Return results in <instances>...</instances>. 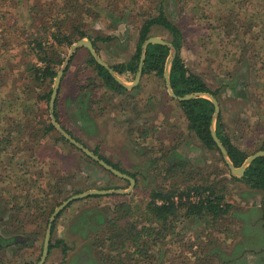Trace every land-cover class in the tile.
I'll return each mask as SVG.
<instances>
[{
    "label": "rangeland",
    "instance_id": "obj_1",
    "mask_svg": "<svg viewBox=\"0 0 264 264\" xmlns=\"http://www.w3.org/2000/svg\"><path fill=\"white\" fill-rule=\"evenodd\" d=\"M52 1L42 0V3ZM159 1L165 15L183 35L180 54L185 65L218 95L224 134L249 155L255 154L264 141V0ZM137 2L129 4L134 15H139L141 7L150 8L152 14L158 13L154 1ZM28 4L32 6L34 0H29ZM12 10L16 11L13 6ZM17 13L22 23L26 21L22 25L28 27L26 18L20 15L21 10ZM136 18L130 16L116 26L105 18L97 22L88 20L89 37L85 39L108 37L96 41L94 48L98 56L109 66L125 63L137 50L142 22L141 18ZM28 28L27 33L16 31L0 14V100L6 99L11 106L15 102L20 109H24L23 105L34 107L39 95L53 91L56 82L55 79L51 88L28 85V66L38 63L36 57L29 55L30 46L22 45L34 33ZM152 37L171 43L173 39L171 33L161 27L152 31ZM73 45L59 50L64 60L57 67L58 73ZM89 54L86 48H78L65 69L55 101V106L58 101L61 123L57 122L70 130L72 135L63 128L72 138L80 140L82 143L78 142L92 152L97 150L121 172L136 175L138 183L136 181L130 194L78 200L64 209L55 220L56 229H52L50 244L61 242L49 250L44 264H89L90 253L84 250L88 244L85 234L98 228L94 216L100 214L105 223L108 222L114 216L115 205L122 201L132 200L143 208L151 190L165 183L169 187L170 178L165 180L164 175L169 166L178 163L198 171L200 176L196 181L217 182L233 205L223 234H219L218 229L208 230L213 243L210 250L218 249L214 255L209 253L211 263L264 264V192L233 180L225 160L196 140L179 103L170 97L164 76L162 79L145 74L133 89L113 92L102 86L97 71L88 65ZM121 78L131 85L136 76L127 73ZM14 87L17 89L12 91ZM41 105L46 106V102L42 100ZM54 110L56 116V108ZM52 140L48 138L46 147L39 153L46 160L29 161L25 175L7 161L0 163V210H4L0 213V264H38L42 257L47 229V226H38V222L44 221L42 213L31 210V215L24 218L25 214L15 208V203L8 205L22 193L24 184L37 185L38 188L27 186L26 189L34 197L48 195L50 205L55 203L54 210L69 197L83 192L130 188L129 181L114 178L105 169L87 171L83 153L76 147L74 151L67 149L63 142L56 147L59 153L63 152L62 159L58 160L60 157L56 156ZM56 170L63 171V175L53 179L52 173ZM68 172L72 177L69 176V183L62 185L65 196L57 199L54 190L52 193L51 180L64 177ZM180 177L175 175L177 181ZM135 192L134 197H129ZM88 209L95 211L86 217L84 213ZM192 224L190 235L198 238L203 225L198 220Z\"/></svg>",
    "mask_w": 264,
    "mask_h": 264
},
{
    "label": "trees",
    "instance_id": "obj_2",
    "mask_svg": "<svg viewBox=\"0 0 264 264\" xmlns=\"http://www.w3.org/2000/svg\"><path fill=\"white\" fill-rule=\"evenodd\" d=\"M28 1L0 0V14L3 15V19L7 20L8 26L24 33L29 32L28 27H31L30 30L34 32L31 36L29 35L30 39L22 42V45L30 46L29 55L31 53L38 61V63H31L30 68L28 66L30 73L28 85L34 84L38 89L43 88L44 85L51 88L58 75L57 67L61 66L64 60L59 50L65 45H73L75 42L89 37L88 27L90 24L87 25L88 20L97 22L105 18L116 26L129 19L130 16H135L141 18L142 22L136 53L129 61L112 65L111 68L114 72L119 76L127 73L136 76L143 43L152 37L154 29L161 27L171 33L172 44L177 49L170 76L175 94L184 97L196 93H209L217 98V93L208 87L203 78L191 72L185 65L180 54L183 35L180 29L165 15L162 2L159 0H152L154 1L153 4L156 3L157 14H152L150 8L144 10V7H141L140 10L142 11L139 12L138 16L133 14L129 4H134L139 0H130L128 3L125 0H53L50 3L34 0V4L30 7ZM12 6L16 11L12 10ZM20 10V15L26 18L28 27L22 25L26 21L22 23L18 19L19 14L17 12ZM90 37L92 38V36ZM107 39L109 38L98 37L92 42L96 48V41ZM170 54L168 46L150 44L146 50L143 75H156L163 79ZM87 63L97 71L102 79L103 87L117 93L127 91V88L120 85L107 69L97 64L92 56ZM16 89L14 87L12 91ZM51 94L52 89L46 91L44 96L40 94L34 107L23 105L24 109L15 106V102L11 106L6 99L0 100L1 164L7 161L25 175L29 170L27 166L29 161L44 162L46 160L45 157H40L39 153L44 146L46 147L45 143L48 142V138L53 139L52 144L55 150L58 145L62 144L61 142L66 144L67 149L77 150L56 131L52 124L49 117ZM42 100L46 102L44 107L41 105ZM178 103L188 123V129L196 140L206 150L216 151L221 160L224 161L211 134L212 118L215 112L212 102L205 98H197ZM57 107L58 101L55 106L56 118L61 123ZM12 108L15 109L10 110ZM63 128L66 129L64 126ZM216 130L233 165L236 168L241 167L250 155L234 145L224 134L220 117L216 124ZM66 131L72 135L70 130L66 129ZM77 141L81 142L80 140ZM258 151H264V141ZM94 153L121 171L118 166L105 159L97 150H94ZM62 154L63 152L59 153L56 150V156L60 157L58 160L62 159ZM82 155L87 171L93 172L100 168L104 170L87 155ZM186 166L182 163L169 166L164 175L165 180L170 178L168 180L169 187L165 183L151 190L148 195V202L143 208L132 200L122 201L115 205L114 216L106 223L102 215L96 214L93 220L97 222L98 228L92 230V233L85 234L88 238V244L84 250L85 253H90L87 262L89 264H213L209 253L214 255L218 249L210 250L211 247L209 248L211 245L213 247L209 229H218V233L223 234L222 229L226 225L225 220L230 217L233 205L227 201L224 188H220L217 182L196 181L200 173ZM62 175L63 171L60 172L59 170L54 171V174L52 173L53 179ZM109 175L119 179L112 173ZM175 175L182 176L180 177L181 180L177 181ZM69 176L72 177L71 173L68 172L64 177L51 180L53 184L52 193L54 190L55 198L59 199L65 196L62 185L70 182ZM130 176L136 179L138 183L136 175ZM231 177L233 180L245 183L252 189L264 192V157L254 160L247 167L243 177ZM27 186L37 187L31 183L24 184L22 193L18 194L17 198L10 201L8 205L10 206L11 202L15 203V208L25 214L24 218L31 215V210L39 211L42 213L44 221L38 222V226L42 225L46 228L48 218L54 211L55 203L50 205L47 201L48 195L46 198L34 197V194L26 189ZM110 188L114 187L111 186ZM135 194L136 192L129 197H134ZM99 197L93 196L84 200ZM94 211L95 209H88L84 214L88 217ZM0 213L3 214L4 210H0ZM196 220L203 225L202 231L198 232V238L190 235L189 232V227L194 226L192 222ZM103 223H105L104 226L99 228ZM52 229L53 231L56 229V223L53 224ZM60 242H56V245ZM56 245L51 244L49 250L51 251ZM200 253L201 255H199Z\"/></svg>",
    "mask_w": 264,
    "mask_h": 264
},
{
    "label": "water",
    "instance_id": "obj_3",
    "mask_svg": "<svg viewBox=\"0 0 264 264\" xmlns=\"http://www.w3.org/2000/svg\"><path fill=\"white\" fill-rule=\"evenodd\" d=\"M150 44H155V45H162V46H168L170 48V57L167 60L166 66H165V71H164V79H165V83H166V87H167V91L170 95V97L177 101V102H184V101H188L191 99H197V98H205L209 101L212 102V104L214 105L215 108V112L212 118V124H211V134L213 137V140L215 141L217 147L219 148L226 165L229 167L230 172L233 176L235 177H243L247 167L257 158L259 157H264V151H258L253 155H250L246 161L244 162V164L239 167L236 168L230 157L228 154L227 149L225 148V146L223 145V143L221 142V140L219 139L218 135H217V130H216V124L217 121L219 119L220 116V103L218 101V99L216 97H214L213 95L209 94V93H196V94H192V95H188V96H178L175 94V92L173 91L172 88V84H171V68H172V63L177 55V49L175 48V46L170 42V41H166L160 37H150L149 39H147L142 47V54H141V59H140V63H139V68H138V73L136 75L135 80L133 81V83L131 85H128L122 78L121 76L117 75L114 70L111 68V66H109L106 62H104L97 54L93 42L91 40H87V39H82L79 40L76 44H74L72 46L71 49V53L67 59V61L65 62V64L63 65V67L61 68V70L59 71L57 78H56V82L54 85V89L52 91L51 94V99H50V117H51V121L52 124L54 125V127L57 129V131L70 143L72 144L74 147H76L78 150H80L83 154L87 155L89 158H91L94 162H96L97 164H99L102 168H104L106 171H109L110 173H112L113 175L129 181L130 183V188L128 190H122V189H113V190H90L87 192H83L74 196L69 197L67 200H65L62 204H60L52 213V215L49 218L48 221V225H47V229H46V234H45V238H44V246H43V251H42V257L39 261L38 264H44L48 254H49V249H50V243H51V237H52V227L53 224L55 223V220L57 219V217L59 216V214L66 209L70 204H72L75 201L78 200H83L86 199L88 197L91 196H109V195H114V194H130L133 189L135 188L136 185V180L134 178H132L131 176L117 170L116 168H114L112 165L108 164L106 161H104L103 159H101L98 155H96L94 152H92L91 150H89L88 148H86L85 146H83L82 144H80L77 140H75L74 138H72L57 122L56 116H55V101L57 99L58 96V92H59V88L61 85V81H62V77L64 75L65 69L71 59V57L73 56V53L80 47L86 48L91 56L93 57V59L96 61L97 64H99L100 66L104 67L105 69L108 70V72L115 78V80L122 86H124L127 89H133L140 81L142 75H143V66H144V62H145V58H146V50L148 48V46Z\"/></svg>",
    "mask_w": 264,
    "mask_h": 264
},
{
    "label": "flooded vegetation",
    "instance_id": "obj_4",
    "mask_svg": "<svg viewBox=\"0 0 264 264\" xmlns=\"http://www.w3.org/2000/svg\"><path fill=\"white\" fill-rule=\"evenodd\" d=\"M228 89H231L230 87H227Z\"/></svg>",
    "mask_w": 264,
    "mask_h": 264
}]
</instances>
